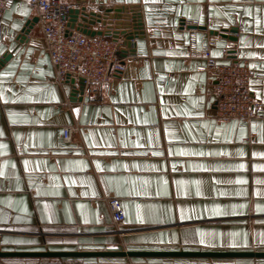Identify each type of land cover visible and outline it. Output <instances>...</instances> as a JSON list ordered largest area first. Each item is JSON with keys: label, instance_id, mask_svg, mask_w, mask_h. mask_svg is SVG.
I'll return each mask as SVG.
<instances>
[{"label": "crops", "instance_id": "0c3cea01", "mask_svg": "<svg viewBox=\"0 0 264 264\" xmlns=\"http://www.w3.org/2000/svg\"><path fill=\"white\" fill-rule=\"evenodd\" d=\"M84 1L96 13L136 6L141 24L133 53L122 57V71L111 73L98 102L69 98L71 85L58 82L37 22L21 33L37 17L27 0H11L0 17V60L8 56L0 74L10 73L0 75V251L264 252V114L248 122L216 119L215 76L186 46L194 33L198 48L212 42L216 63L240 59L256 75L250 92L264 108V0ZM64 128L76 129L68 143ZM110 198L124 213L117 227ZM0 264H264V258H0Z\"/></svg>", "mask_w": 264, "mask_h": 264}, {"label": "built area", "instance_id": "2783aa9c", "mask_svg": "<svg viewBox=\"0 0 264 264\" xmlns=\"http://www.w3.org/2000/svg\"><path fill=\"white\" fill-rule=\"evenodd\" d=\"M37 13V24L45 43V52L56 71L59 83L74 81L75 94L71 100L98 102L101 89L112 72L123 69L119 52L125 49L122 39L113 41L105 36L89 37L69 30L68 0H27ZM11 0H0V17ZM92 30V27H91ZM95 31V30H94ZM186 46L193 55L204 59L201 70L212 73L216 79L214 89L215 118L222 121L248 122L261 117L264 108L250 92V81L256 75L238 58L227 64H218L211 55L212 42L197 47L194 33H190ZM71 89H72V84ZM72 90H70L71 93ZM75 128H64L63 141H71ZM113 224L117 227L124 220L120 201L108 200Z\"/></svg>", "mask_w": 264, "mask_h": 264}, {"label": "water", "instance_id": "95a60500", "mask_svg": "<svg viewBox=\"0 0 264 264\" xmlns=\"http://www.w3.org/2000/svg\"><path fill=\"white\" fill-rule=\"evenodd\" d=\"M76 8L68 11V28L80 32L86 36H105L116 41L121 37L125 49L120 50V57L133 53L132 40L139 36L141 24L138 20V9L136 6H113L103 12L96 13L87 10L84 0H76ZM37 22V17L27 23L21 33L31 29L32 23ZM99 24L104 31H94L91 27ZM141 33V32H140ZM3 56L0 64L7 60ZM72 84L71 98L75 94L74 81ZM80 101V99H78ZM61 257H199V258H264V252H132V251H102V252H13L0 251V258H61Z\"/></svg>", "mask_w": 264, "mask_h": 264}, {"label": "snow or ice", "instance_id": "6c2138e0", "mask_svg": "<svg viewBox=\"0 0 264 264\" xmlns=\"http://www.w3.org/2000/svg\"><path fill=\"white\" fill-rule=\"evenodd\" d=\"M213 55H219V53H216V52H214L213 53ZM25 67H26V65H25ZM0 75H10V73H2V74H0ZM34 90V89H33ZM3 97H0V99H2ZM26 98V97H25ZM187 113H185V115H186ZM14 115L15 114H13V113H10L9 114V120L12 122V123H17L18 121L16 120V119H14L13 117H14ZM197 115H200V113H197ZM25 163H27V162H25ZM241 167H242V165H241ZM0 175H2V173H0ZM133 195H138V194H140V193H136V192H133L132 193ZM199 194V193H198ZM137 208H139V205H137ZM198 235H200L199 233H198ZM201 243H204L205 241H204V239H203V237H201V241H200ZM262 243H264V241H262Z\"/></svg>", "mask_w": 264, "mask_h": 264}]
</instances>
